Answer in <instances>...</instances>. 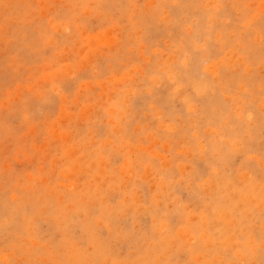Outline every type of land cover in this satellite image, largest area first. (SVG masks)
<instances>
[{
	"label": "rangeland",
	"instance_id": "374dc122",
	"mask_svg": "<svg viewBox=\"0 0 264 264\" xmlns=\"http://www.w3.org/2000/svg\"><path fill=\"white\" fill-rule=\"evenodd\" d=\"M0 264H264V0H0Z\"/></svg>",
	"mask_w": 264,
	"mask_h": 264
},
{
	"label": "bare ground",
	"instance_id": "6f19581e",
	"mask_svg": "<svg viewBox=\"0 0 264 264\" xmlns=\"http://www.w3.org/2000/svg\"><path fill=\"white\" fill-rule=\"evenodd\" d=\"M99 41V40H98ZM72 190V189H71Z\"/></svg>",
	"mask_w": 264,
	"mask_h": 264
}]
</instances>
